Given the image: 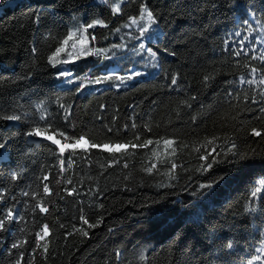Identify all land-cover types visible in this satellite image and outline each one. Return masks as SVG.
<instances>
[{"label": "trees", "instance_id": "trees-1", "mask_svg": "<svg viewBox=\"0 0 264 264\" xmlns=\"http://www.w3.org/2000/svg\"><path fill=\"white\" fill-rule=\"evenodd\" d=\"M116 2L119 14L113 0H0V117H22L0 118V138H11V160H0V214L12 209L17 216L0 231V264H15L21 253V264H248L262 257L264 187L256 198L251 191L264 183V139L249 133L264 131V0H234L238 7L229 0H144L158 21L150 30L159 35L156 67L133 50L137 29L122 27L138 17L141 0ZM96 20L107 27L88 29V48H127L113 49L110 59L69 58L77 33L57 58L69 62L49 63L69 32ZM64 70L72 75L61 77ZM137 70L146 74L129 78ZM177 74L178 86H170ZM47 122V134L63 143L59 132L83 134L88 148L60 153L50 141L24 135ZM149 139L146 147L131 146ZM92 143L128 147L109 151ZM252 149L260 157L238 159ZM213 157L209 171L197 170ZM172 162L175 179L168 175ZM13 171L21 178L12 180ZM220 176L225 179L203 195L199 185ZM39 202L47 213L33 210ZM81 216L97 226L89 228ZM44 224L49 234L41 240L36 234ZM22 240L23 247L12 248Z\"/></svg>", "mask_w": 264, "mask_h": 264}, {"label": "snow or ice", "instance_id": "snow-or-ice-1", "mask_svg": "<svg viewBox=\"0 0 264 264\" xmlns=\"http://www.w3.org/2000/svg\"><path fill=\"white\" fill-rule=\"evenodd\" d=\"M105 3L108 2V0H104ZM113 14H119L121 12V7H120V3H117L116 0H113ZM229 4L232 7H238V5L236 3H234V0H229ZM249 15L253 16V19L255 20L256 23H259V20L255 17L254 13H249ZM34 20L35 22L39 23L40 21V14L37 13L34 16ZM97 25L102 26V27H107L106 24L103 23V21L101 20H96L93 21L92 23H89L87 25H83V26H79L77 27L74 31L69 32L65 38L60 41V45L58 47H56L54 49V51L51 53V55L48 57V61L50 64H52V66H55L57 63H68L69 62V58H79L80 56H88V55H96V56H104V58L106 59H110L111 57L108 55L109 52H112V55L114 56L116 53L114 51H112L113 49L115 50H123L125 48H127V44L125 43H121V44H113L111 46V48H101V49H97L95 47L92 48H88L87 45L89 43L88 37L86 35V33L88 32L89 28H94ZM157 26L158 27V21L156 19V16L154 15V13L152 12V10L147 6V4L144 2V0H141V7L139 10V15L138 17H129L128 18V23H125L124 25H122L123 28H133L135 27L137 29V32L134 36H132L133 39H136L137 41H139L138 46H134L133 50L135 52H137L138 54L141 55V59H145L147 58L148 63L153 66L156 67L158 66L159 63V53H160V49L154 47V43L155 41L159 40V35H157L154 31H150L153 26ZM116 32H120L121 28H116L115 29ZM245 31L251 35L253 31H255V29H253L252 24H247ZM77 33H79V39L76 41V43H78L80 45L79 50L76 51V55L75 57H72V54L69 53L68 56L69 58L64 59L63 61H59L57 58L60 57L61 53L66 52V46L69 44V41L73 40L74 37L77 36ZM162 31L160 32V35H162ZM235 35H241L240 32H236L234 33ZM129 35H131V33H129ZM91 39L94 41L95 40V36L93 35L91 37ZM121 39L123 40V37H121ZM247 39V36L242 37V40L240 41V43H243L244 40ZM253 41H249V43H252ZM261 43H264V39L261 40ZM73 48L75 49V45H73ZM36 49H33V52H35ZM165 52L167 51L166 49L164 50ZM241 53L238 51L235 53V55L239 56ZM172 55H175V53H172ZM256 57H253V59H255ZM262 60H264V57H261ZM257 71V69L253 68L252 72L255 73ZM146 73L142 72V71H134L130 74L129 78H135V77H140L142 75H145ZM59 75L61 77H69L72 75V73L68 70H64V71H60ZM123 79V78H121ZM178 79L179 76L177 75H173L169 81L170 86H178ZM205 81H207L209 79L208 76L204 77ZM95 83L99 84L101 83V79H97L96 81H94ZM241 83H245V81L243 80V78L241 77L240 80ZM247 83H252L253 81L249 80L246 81ZM264 82V81H262ZM229 95H231V93H229ZM193 99H195L193 97ZM255 102V101H254ZM61 108L64 107L63 104L60 105ZM190 107V105H189ZM39 111H40V116H39V121L44 122L47 120V113L46 110L44 108V105L41 104L39 106ZM261 111H264V109H261ZM2 119L5 120H9V121H21L22 117L20 115H16V114H12V115H7V116H3L0 117ZM52 125L51 122H47L46 126L44 129H42L38 124L36 126L31 127L30 130H27L24 135L26 137H42L44 140L50 141L51 144L53 145H57L59 147V152L63 153L65 151V149L71 148V149H75L77 146H79L82 142L84 143H88V140L86 138L85 135L81 134L79 136H73V137H68L64 132H59L60 137L65 141L64 143L61 142V139H57L56 138V134H45L46 132H48L49 129H51ZM125 130H127V125L124 126ZM131 127L133 129L136 128V124L133 123L131 125ZM107 131L111 132L113 131L112 128H108ZM148 131H151V129L149 128ZM250 135L254 136V137H258V138H262L264 139V131L256 129V128H252L250 133ZM10 139L9 137L6 138H0V160L3 159H7L9 162L11 160V144H10ZM71 139L73 142L72 143H68L67 141ZM136 139H139V136L136 137ZM153 141L151 139L149 140H145L142 144H132L131 146L133 148L136 147H146L147 145L152 144ZM157 143H159V141H157ZM164 143L166 145H172L174 143V141L172 140H165ZM207 143H212V141H207ZM91 148H100L103 147L104 150H108L109 149V145L108 144H104V145H100V144H96V143H92L90 145ZM128 145L124 144H117L113 147L112 150L114 151H118L121 148H127ZM236 147L235 143L232 142L228 151L232 152V150ZM197 151H199V149H196ZM212 151H215V148L212 149ZM209 155H211V153H209ZM217 155H219V153H217ZM233 155L236 156L237 154L235 152H233ZM260 157V153H258L255 149L251 150L250 154H240L238 159L239 160H246V159H256ZM201 160L204 161H208V155H203L201 154L199 157ZM216 158L213 157L211 162L206 163V164H202L197 170L198 171H202V172H207L209 171L213 164H215ZM61 164H63V161H61ZM124 167H127V164L124 165ZM177 167L175 162L171 163V167L169 169V178L170 179H175V176L172 175L173 170ZM156 168V164H152L150 167H147L145 169V171H147L148 173H151L153 171V169ZM22 173L17 172V171H13L10 173V177L12 180H16L21 178ZM44 179H47V177H44ZM225 177L224 176H220L218 178H214L211 180V182L208 183H203L200 184L199 187L201 189H206L207 192H203V195H208L212 193V189L218 184L220 183L221 180H224ZM69 184H71V180L67 181ZM264 187V183H261L260 186L254 188L251 191V197L256 198L258 196V193H260L261 188ZM75 188H73L71 191H69V195H72L75 192ZM43 192L46 194H50V189L48 187L47 184H45L43 186ZM25 196L29 195L28 192L24 193ZM0 199H3V195L0 194ZM101 207H103V205H101ZM39 209L40 212L42 213H47L49 211V209L45 206H43L42 202H39L37 204H35L34 209ZM248 210L250 211H255L254 208H249ZM17 219L16 214L13 212L12 209H8L6 214H0V231H5L6 230V224L12 222L13 220ZM80 219L83 221V223L85 225H88L89 228H94L97 225L95 224H89L88 220L81 216ZM82 231V234L84 236H87L88 233L87 231L84 230H80ZM49 234V227L47 224H44L41 228V231L38 232L36 235L43 240L47 235ZM69 235H71V233H69ZM27 243L26 240H22L20 243H13L12 244V248H21L23 247V244ZM228 247H231V244L228 245ZM264 250V246H262L261 249H257V251H262ZM44 251L47 252V245H44ZM117 256H119V253H117ZM23 258V254L21 253L20 257L16 260L15 264H21V260ZM141 260H144L145 257L143 255L140 256ZM261 257L260 256H256L254 257V260H260ZM254 260H250L248 261V264H254Z\"/></svg>", "mask_w": 264, "mask_h": 264}, {"label": "rangeland", "instance_id": "rangeland-1", "mask_svg": "<svg viewBox=\"0 0 264 264\" xmlns=\"http://www.w3.org/2000/svg\"><path fill=\"white\" fill-rule=\"evenodd\" d=\"M80 48V45L77 44L76 45V50H79ZM47 134V133H45ZM31 139H35V140H39V139H42V137H30ZM114 146H109V151H111L113 149ZM261 254H262V257L261 259L256 263V264H264V250L261 251Z\"/></svg>", "mask_w": 264, "mask_h": 264}, {"label": "water", "instance_id": "water-1", "mask_svg": "<svg viewBox=\"0 0 264 264\" xmlns=\"http://www.w3.org/2000/svg\"><path fill=\"white\" fill-rule=\"evenodd\" d=\"M42 140H44L43 138H42ZM88 140V139H87ZM89 144H90V142L88 141V143L86 144L85 143V146H82L81 144L79 145V146H77V147H79L80 149H87L88 148V146H89ZM102 149H103V147H102Z\"/></svg>", "mask_w": 264, "mask_h": 264}, {"label": "bare ground", "instance_id": "bare-ground-1", "mask_svg": "<svg viewBox=\"0 0 264 264\" xmlns=\"http://www.w3.org/2000/svg\"><path fill=\"white\" fill-rule=\"evenodd\" d=\"M61 142H62V141H61ZM62 143H63V142H62ZM81 145H82V146H85V143H84V142H82V143H81Z\"/></svg>", "mask_w": 264, "mask_h": 264}]
</instances>
